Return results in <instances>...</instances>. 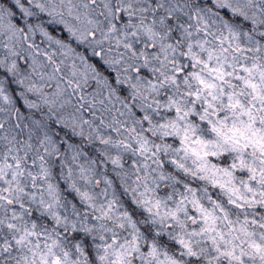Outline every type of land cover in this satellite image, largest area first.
Listing matches in <instances>:
<instances>
[{
  "label": "snow or ice",
  "instance_id": "snow-or-ice-1",
  "mask_svg": "<svg viewBox=\"0 0 264 264\" xmlns=\"http://www.w3.org/2000/svg\"><path fill=\"white\" fill-rule=\"evenodd\" d=\"M0 264H264V0H0Z\"/></svg>",
  "mask_w": 264,
  "mask_h": 264
}]
</instances>
